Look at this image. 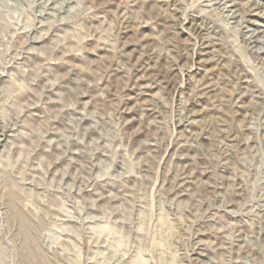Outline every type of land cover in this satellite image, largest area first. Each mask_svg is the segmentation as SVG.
<instances>
[{
	"label": "rangeland",
	"instance_id": "rangeland-1",
	"mask_svg": "<svg viewBox=\"0 0 264 264\" xmlns=\"http://www.w3.org/2000/svg\"><path fill=\"white\" fill-rule=\"evenodd\" d=\"M0 264H264V0H0Z\"/></svg>",
	"mask_w": 264,
	"mask_h": 264
}]
</instances>
